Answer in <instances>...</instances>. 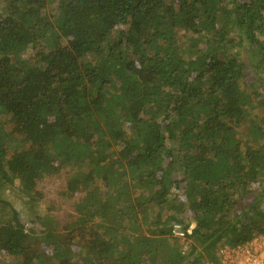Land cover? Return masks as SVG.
Here are the masks:
<instances>
[{"label": "trees", "instance_id": "1", "mask_svg": "<svg viewBox=\"0 0 264 264\" xmlns=\"http://www.w3.org/2000/svg\"><path fill=\"white\" fill-rule=\"evenodd\" d=\"M77 157L78 225L6 202L0 259L204 264L264 233V0H0V187L41 199Z\"/></svg>", "mask_w": 264, "mask_h": 264}, {"label": "rangeland", "instance_id": "2", "mask_svg": "<svg viewBox=\"0 0 264 264\" xmlns=\"http://www.w3.org/2000/svg\"><path fill=\"white\" fill-rule=\"evenodd\" d=\"M231 53L238 55V57L245 60L247 64L253 60L246 49H239L235 52L231 51ZM5 128L10 130L11 127L9 124H6ZM246 129L247 125L245 126V124H242L239 126V129H237V132L243 135ZM83 160V158L77 157L74 161V165L68 169L62 170L60 174L45 176L36 186V189L42 194L41 199L29 197L18 178L14 179L11 183L3 184L0 187V224L10 221L12 218V209L9 204H6L7 202L11 203L19 212L20 219L25 224L26 231L31 235L36 236L42 232V230H44L42 223L48 220L52 221L61 231L64 230L65 225H69V228L77 226L78 223L76 224V222L78 221L77 217L80 211L76 205V201L79 200L80 197L72 199L66 198L63 191L66 179L75 172H80L85 167ZM180 193L181 191L175 186H170L168 189V197L172 199L173 202L180 205L187 204V202L179 196ZM262 205H264V202ZM147 224L148 223L143 224L144 229V226H147ZM143 228L141 227V229ZM178 241L181 243L183 254L186 255L190 248L189 243H183V240L180 239H178ZM224 245L226 244L220 247ZM219 248L215 250V252H217ZM0 264L22 263L19 256H6L0 259ZM38 264H49V261L48 259H43V261L38 262Z\"/></svg>", "mask_w": 264, "mask_h": 264}, {"label": "built area", "instance_id": "3", "mask_svg": "<svg viewBox=\"0 0 264 264\" xmlns=\"http://www.w3.org/2000/svg\"><path fill=\"white\" fill-rule=\"evenodd\" d=\"M171 235L184 240L186 234L181 222H173ZM204 264H264V233H255L250 239L236 245L220 247L215 258Z\"/></svg>", "mask_w": 264, "mask_h": 264}]
</instances>
